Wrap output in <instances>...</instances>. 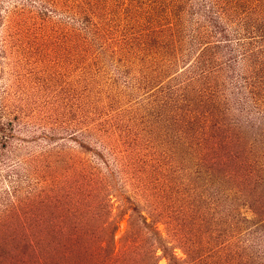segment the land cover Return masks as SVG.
I'll use <instances>...</instances> for the list:
<instances>
[{
    "label": "rangeland",
    "instance_id": "374dc122",
    "mask_svg": "<svg viewBox=\"0 0 264 264\" xmlns=\"http://www.w3.org/2000/svg\"><path fill=\"white\" fill-rule=\"evenodd\" d=\"M121 1L124 5L118 6L111 0H73L59 11L76 12L77 27L89 25L88 20L101 25L104 18L112 19V11L117 13L122 22L113 26V35H106L108 49L116 43L115 29L131 26L134 7ZM226 1L230 9L232 0ZM46 2L1 0L0 13L6 17V11L17 7L16 19L24 22L25 3H32L36 11ZM261 4L264 8V0ZM241 12L239 25L257 22L258 16L247 8ZM67 21L71 28L72 21ZM232 25L228 29L239 27ZM192 27L188 24L172 43L163 38L165 48L148 46L149 41L139 48L137 40L128 44L119 36V61L112 65L110 55L100 54L99 60L108 64L95 83L90 82L91 99L101 111L94 114L96 104L87 106L92 122L74 125L69 132L61 131L48 115L56 110L65 113L62 120L69 116L73 101L63 97L67 89L79 88L77 76L83 70L77 67L83 53L78 50L76 60L55 61L34 73L28 67L32 60L42 63L38 55L29 64L19 63L17 71L12 65L23 44L10 40L12 60L0 57V103L21 127L18 145L26 141L31 151H51L43 155V168L30 174L37 186L30 184L32 196L9 205L0 202V264H264V131H251L243 122L249 116L236 110L233 101L234 93L258 88L249 82L246 88L243 79L227 72L223 53L228 50L223 47L226 39L233 40L231 34L208 38L202 33L195 42ZM13 29L16 34L18 27ZM133 33L141 39L150 35ZM67 43L86 49L91 41L83 35ZM193 43H220L219 54L210 49L206 56L199 50L189 53ZM98 45H104L102 40ZM142 85L151 87L144 91L149 95H136ZM171 95L176 102L159 104ZM262 98L254 100L261 103ZM228 102L233 103L232 113ZM75 103L72 112L79 118L81 106ZM103 107L111 111L100 117L107 111ZM109 113L114 132L104 138L110 139L118 158L111 166L114 177L107 175L103 163L116 164L115 158L99 157L106 153L100 143L91 138L84 143L80 137L82 130H94ZM53 129L57 133L45 137ZM100 135L104 133L96 136ZM26 159L33 163L31 157ZM12 185L3 184L2 189L9 191Z\"/></svg>",
    "mask_w": 264,
    "mask_h": 264
},
{
    "label": "trees",
    "instance_id": "16d2710c",
    "mask_svg": "<svg viewBox=\"0 0 264 264\" xmlns=\"http://www.w3.org/2000/svg\"><path fill=\"white\" fill-rule=\"evenodd\" d=\"M70 1L73 0H48V2H46L48 6H46V4L45 6L42 5L43 7H41L43 9L39 7L40 9L36 11L31 9L33 7L32 3H30V6H28V3H25L21 10L26 14V17L28 15V19L24 22L23 20L16 19L15 13L17 7L6 11V17L2 16V11L0 13V57H2V59L12 60V55H10L8 49L14 46L11 44L12 42L10 40L15 39L19 45L23 44L20 45L21 49L19 53H17V60L14 61V65H12L13 69L17 68V71L20 70V64L23 63L24 60L29 64L31 62L30 59L38 55H41L42 63H35L36 61L32 60V65L28 67L33 70L34 73L41 70L40 66L47 64L53 65L57 63L55 61L65 63L67 59H74L75 57L76 60V51L78 50L83 53L82 64L77 67L79 71L83 70V73L77 76V79H81L79 88L77 90L73 87L70 88V91L67 89L65 92L66 95L63 97L64 101L77 102L75 104L81 106V117L77 118L74 116L72 112L73 103H71V111L68 116L70 120H68V117L62 120V115L65 113L60 115L56 110L48 115V119L53 120L55 125L60 126L61 131L69 132L70 129L74 128V125L77 127L88 121L91 123L93 115H91L86 107H90L93 103L96 104L97 108L93 110L94 114L101 111L99 110L100 105L91 99L92 96L89 91L90 82L95 83L97 80L96 77H100L101 75L103 66L108 64L107 61L99 60L100 54L105 53L106 56L110 55L109 59L112 65L119 61L116 56L117 50L119 49L118 45H115L119 44L117 39L119 36L121 38L123 37L124 43L128 44L137 40L139 48L140 46L144 48L148 41V46L154 43L157 47L160 46V48H165L163 44L166 45V42L163 38H166L172 43L171 40H175L181 31L187 29L188 24L193 26V34L197 32V35H193L195 37V42L199 41L200 37H202V33L204 37L208 38H212L218 33L225 35L226 38L229 37L230 34L234 37L233 40L226 39L227 41H225V46L223 47V49L227 48L228 50L226 53H223L226 58L225 63L228 69L227 72H231L232 75H236V77L243 79L246 88L249 87V83H253L254 86L258 88V90L248 91V94H245V92L234 93V105L236 110L239 107V112H243L245 115L249 116L248 120L243 122L248 125L251 131H255L256 129L261 130L262 128L264 131V36L260 35L261 32H264V8L261 4V0L228 1L232 6L230 9L226 7V0H128V4L134 7V12L130 13V20L132 19L131 26L127 29H122L124 31L115 29L114 36L117 37L116 43L114 45L110 44L108 49L104 48L106 35H113V26L122 22L120 19L117 20V13L112 11V19H107L106 17L102 20V18H99L102 20L101 25L99 22L96 23V21H93L91 24L88 20L89 25L84 23L82 26L77 27L78 15L76 12H68V14L59 11L60 6L61 9L66 7V5L69 8L70 5L68 4L72 3ZM111 1L115 2L118 6L124 5L121 0ZM3 6L2 4L0 5V10L3 9ZM94 7L95 6L92 4L89 5V8L92 10ZM241 8H247L250 14L255 13L256 16H258L257 22L253 21L252 23L254 24H251V27L245 26L244 24L239 25L240 23L238 21L243 18ZM81 12H85V10L81 9ZM60 14H66L64 16L66 18L55 21V18ZM235 17H238V19H234ZM67 19L72 21L71 28L68 26L70 22H68ZM230 22L233 24V27L237 24L239 27L236 29L231 28L233 30L228 29ZM32 25H36L37 28L35 29ZM16 27H18V31L15 34L13 28ZM136 27H138V29H136ZM91 29L93 30L91 31ZM137 30L141 32L147 31V34L150 35L141 39L138 35H134L133 33V31L136 32ZM83 35L84 38L88 37L92 44H88V47H85L86 49H77L67 43V39L72 36L80 37ZM247 35H249V37ZM40 40H42L41 44L39 43ZM100 40H102L104 45H98ZM218 45H220V43L213 47L211 43H193L189 53L192 52L193 54L199 50V55L206 56L207 51L210 49L211 52H215L214 55H217L219 54ZM210 55H212V53H210ZM8 64L9 66L11 65V63H7V65ZM88 64L91 66H88ZM58 71L62 72V75L64 74L62 69H58ZM74 71V69H70V72ZM120 78L123 79L124 77L122 76ZM124 84L127 85L128 82H124ZM233 84L234 82H231L232 86ZM148 88L151 87L147 85L138 87V93L136 95L142 96V93L144 96L149 95L144 92ZM81 91H84V93L80 95ZM262 95L263 98L261 103H257L254 99ZM161 99L159 104L164 106H167L170 101H175L173 95L164 96ZM230 102H232V100ZM230 102H228L227 108L229 113H232L233 108L231 109V107L233 103ZM178 103L179 102L176 104ZM103 108L107 110L106 107ZM110 111L111 110L100 112V117ZM110 114L111 113L108 114L106 120H100L94 130L89 132L86 131L87 129L82 130L80 137L84 143L87 138H91L96 140V143H100L106 153L98 154L99 157L103 159L115 158L114 161H116V164L114 161L113 165H111V161L103 163L108 170L107 175L114 177L117 173L115 174L116 171L111 166L117 165L118 158L115 147L113 149L110 139L107 141L106 138H104L108 136L105 135L106 133L114 132L112 128L115 123H112L113 121L109 118ZM15 122L16 120L11 118L9 109L7 110V108L0 103V165L2 164L0 167V202L2 201L4 205H9L12 201H24L25 195L29 197L32 196V191L29 192L28 189H31L30 184L34 176L30 177V174L37 173L35 170L43 168L44 159L47 158L43 155L51 151L44 148L41 149V151H37L39 150L37 148L31 151L27 146L29 142L26 141H22L23 143L18 145L19 143H16L17 132H19L21 127ZM107 125H109L108 128ZM239 126L242 127L243 125L239 123ZM63 127H65V129H63ZM98 132L104 133V136L100 135L97 137L96 135ZM56 133L57 131L53 129V131L45 134V137L52 138L51 136L49 137V135H54ZM20 156L23 157L21 161L19 159ZM26 157H29V159L31 157L33 163H31L30 160L27 161ZM15 158H18L17 163L11 165V161ZM8 183L13 185L9 191H4L2 185L6 184L7 186ZM33 183H35V180ZM36 188L37 186L33 184V189Z\"/></svg>",
    "mask_w": 264,
    "mask_h": 264
}]
</instances>
